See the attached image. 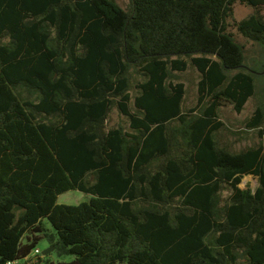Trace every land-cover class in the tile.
<instances>
[{"label": "trees", "instance_id": "1", "mask_svg": "<svg viewBox=\"0 0 264 264\" xmlns=\"http://www.w3.org/2000/svg\"><path fill=\"white\" fill-rule=\"evenodd\" d=\"M237 2L255 9L233 24L245 43L229 24ZM263 8L0 0V264H264V144L217 139L219 109L241 113L264 83ZM188 60L200 79L185 111L173 78ZM114 107L128 128L108 125ZM263 124L264 96L246 126ZM73 190L89 199L58 202ZM43 237L74 259H29Z\"/></svg>", "mask_w": 264, "mask_h": 264}, {"label": "rangeland", "instance_id": "2", "mask_svg": "<svg viewBox=\"0 0 264 264\" xmlns=\"http://www.w3.org/2000/svg\"><path fill=\"white\" fill-rule=\"evenodd\" d=\"M121 6L125 9L130 8V0H117ZM255 9L246 4H242L237 2L234 7V15L231 19H229L230 29L233 31L237 37L245 43V40L238 33V30L234 27V21L242 20L252 14ZM262 13L264 14V8L262 9ZM247 45V54L248 59L251 60L255 57L259 56L258 48L252 46L251 43ZM257 60V59H256ZM189 61V67L186 71L183 72H174V82H183L186 87V95L184 99V110L187 111L191 107L195 106L198 101V82L200 79V73L195 66H193ZM258 62V61H257ZM143 76L139 72H135L132 76L131 82V93L132 95H136V84L142 81ZM264 96V83L258 85L257 93L254 97H252L245 105L243 111L241 113H237L233 106L230 104H226L219 109V115L221 120L225 123V127L221 129L217 134L218 143L220 146L227 148L233 152H239L245 148L257 146L258 144H264V135H260V128L249 129L246 126L248 120L253 116L256 107L261 103ZM123 125L125 128H128V121L125 116L121 114L117 107H114L110 114V119L108 122L109 126H119ZM264 130V124L262 126ZM259 185L258 178L253 175L244 176L240 186L242 188H251L255 190V188ZM230 194V189H227L223 192V197H227ZM88 195L79 191L73 190L69 191L65 194L59 196L58 202L60 204H68V205H77L83 201L88 200ZM44 225L51 231L52 233V225L48 220H45ZM52 245L47 237H43L39 242V249L42 252ZM48 254H51L49 258L54 261H67L70 262L74 259L71 255H58L55 251V248L51 250ZM47 254V255H48ZM35 253L33 252L30 258H33ZM43 256V255H42ZM27 259L23 260L26 261Z\"/></svg>", "mask_w": 264, "mask_h": 264}, {"label": "water", "instance_id": "3", "mask_svg": "<svg viewBox=\"0 0 264 264\" xmlns=\"http://www.w3.org/2000/svg\"><path fill=\"white\" fill-rule=\"evenodd\" d=\"M53 246H51V247H49L48 249H46V250H44L43 252H42V255L43 256H46L49 252H51V250H53Z\"/></svg>", "mask_w": 264, "mask_h": 264}, {"label": "built area", "instance_id": "4", "mask_svg": "<svg viewBox=\"0 0 264 264\" xmlns=\"http://www.w3.org/2000/svg\"><path fill=\"white\" fill-rule=\"evenodd\" d=\"M39 253H41V251H40L39 248H37V249L35 250V254H39Z\"/></svg>", "mask_w": 264, "mask_h": 264}]
</instances>
